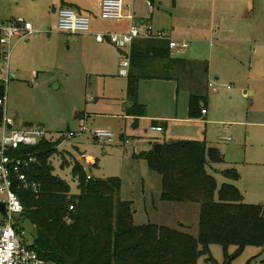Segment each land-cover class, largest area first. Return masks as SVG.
<instances>
[{
	"label": "rangeland",
	"instance_id": "374dc122",
	"mask_svg": "<svg viewBox=\"0 0 264 264\" xmlns=\"http://www.w3.org/2000/svg\"><path fill=\"white\" fill-rule=\"evenodd\" d=\"M86 3L92 6L93 0ZM128 6L137 15L149 16L143 2L135 7L124 0L123 14ZM153 6V30L162 28L173 39L189 41L190 48L182 56L208 62L205 83L211 86L206 89V115H189L184 84L177 87L171 80L142 79L137 102L145 106L146 114L127 116L123 111L127 80L119 69L128 48L96 42L93 36L116 32L118 23L101 19L94 5L85 12L90 19L88 34L61 32L52 13H43L38 23L25 17L31 13L28 0H0V18L21 17L38 30L12 51L9 79L0 81L3 108L15 126H42L54 141L62 140L68 131L77 132L79 118L88 129L110 132L111 141L76 133L62 140L51 155L53 174L69 185L70 195L79 193L72 172L75 161L91 157L95 165H87L86 173L94 179H119V197L130 203L135 225L150 223L196 236L199 205L162 201L161 176L139 154L154 150L156 144L204 142L222 155L221 162L207 167L217 186L231 183L244 202L264 208V0H154ZM157 25L160 29H154ZM6 77L0 61V79ZM156 120L164 121V130L150 129ZM228 168L236 170V179L223 175ZM13 220L32 241L30 222L16 215ZM196 264H264V246H246L236 253L234 246L225 252L211 244Z\"/></svg>",
	"mask_w": 264,
	"mask_h": 264
},
{
	"label": "trees",
	"instance_id": "16d2710c",
	"mask_svg": "<svg viewBox=\"0 0 264 264\" xmlns=\"http://www.w3.org/2000/svg\"><path fill=\"white\" fill-rule=\"evenodd\" d=\"M126 77L127 115L142 117L143 104L137 102L142 79L174 81L188 90V113L201 115L207 105V60L174 56L167 39H136L129 49ZM4 86L0 83V97ZM2 108L0 107V120ZM155 124V121H152ZM63 140V138H62ZM45 138L37 151L39 163L29 177L36 180L37 194L17 190L23 205L22 218L33 227L32 244L40 258L57 264H196L207 255L209 245L218 244L236 253L246 246H264V208L244 202L231 183L217 186L207 167L221 162L218 149L193 140L162 143L158 152L139 154L149 168L161 176V200L199 205L198 232L154 224L135 225L130 203L119 197L116 177L86 179V171L75 163L73 176L79 193L70 195L69 185L53 174L51 155L62 141ZM95 165V163H94ZM234 180V168L223 171ZM69 205L73 210L69 211Z\"/></svg>",
	"mask_w": 264,
	"mask_h": 264
},
{
	"label": "built area",
	"instance_id": "2783aa9c",
	"mask_svg": "<svg viewBox=\"0 0 264 264\" xmlns=\"http://www.w3.org/2000/svg\"><path fill=\"white\" fill-rule=\"evenodd\" d=\"M149 12L154 10L153 4L146 0ZM97 8L100 18L104 20L128 19L130 24L125 32L121 33H95L96 42H109L118 49L128 48V54L120 63L119 74L127 76L129 70V49L136 39H167L168 48L172 55L182 56L185 50L190 47V42L182 39L177 40L169 37L164 31H154L151 23L134 22L132 9L126 15L123 14V0H98ZM55 28L69 34L83 35L90 32V19L72 8L63 7L59 9ZM50 30V29H49ZM29 21L21 17L10 20H0V61L6 68L7 77L0 79L2 83L9 79L8 67L12 51L20 42L28 41L29 37L36 34ZM4 94L0 97L2 118L0 120V264H44L39 257L32 242L27 241L25 233L19 228L18 222L13 220L14 215L21 220L23 205L17 190H27L37 194L40 189L39 183L29 177L31 168L39 163L36 147L48 137L47 130L42 126L23 124L20 127L14 126L13 119L7 115L4 105ZM206 110L201 109V114ZM81 120L78 131H68L65 139L74 137L79 133L87 132L95 139L111 141L112 134L105 130L88 129ZM154 131H162L160 125L150 127ZM51 139V138H50ZM87 165L83 166L86 171ZM91 176L86 173V179ZM68 210H73L69 205Z\"/></svg>",
	"mask_w": 264,
	"mask_h": 264
},
{
	"label": "crops",
	"instance_id": "0c3cea01",
	"mask_svg": "<svg viewBox=\"0 0 264 264\" xmlns=\"http://www.w3.org/2000/svg\"><path fill=\"white\" fill-rule=\"evenodd\" d=\"M131 1L135 4V7L138 6L139 4H141V2L145 3V5L147 6L146 0H131ZM149 1L152 4L154 2V0H149ZM85 2H86V0H28V6L30 8L31 13H26L25 14V17L26 16L27 17H32L38 23L39 21H41L42 16H43V13L46 12V13H48V15H50L52 13V14L55 15V17H57V14H58L59 9H61L63 7H69V8H72V9H74V10H76V11H78V12L84 14V15H87L85 12H88L89 9H92V7L94 5L97 7L98 0H93V5L92 6H90L87 3L85 4ZM128 8L129 9H132V11H133L134 22H136L138 24H140L142 21L143 22L152 23V18L151 17L153 15L154 10H153L152 13L148 12V15L149 16L143 17L142 15H137L136 14V11L133 9L132 6H128ZM129 9H127V10L129 11ZM148 11H149V9H148ZM124 15H126V14H124ZM13 18L14 17L4 18V19L3 18H0V20H10V19H13ZM116 22L118 23V28H116V32L117 33L125 32L127 30L128 26H129V24H130V21L128 19H125V18L124 19H121L119 21H116ZM160 27L161 26H158L157 25V26L154 27V29H160ZM161 30H163V29L161 28ZM156 31H159V30H156ZM185 33L186 34H189V32H187V31ZM169 37H171V36L169 35ZM25 42H27V41H25ZM209 83H207L208 87H209V85L211 86V83L210 84ZM126 104H127V102H126ZM125 107H126V105H123V111H125ZM204 109L206 110V108H204ZM125 114L127 115L126 111H125ZM206 114H207V111H206V113L204 115H206ZM201 115H203V114H201ZM127 116H129V115H127ZM130 117H133L134 118V116H130ZM81 120H83V118H79V124H80ZM13 121H14V119H13ZM155 122L156 123L155 124H152V125H160L162 127V130H164V121H162V120H156ZM21 125H23V124H21ZM14 126H15V121H14ZM20 126H16V127H20ZM52 140H54V139H52ZM83 159L86 160L85 162L83 161L84 163L83 162L80 163L78 161H75V163L77 162V163H79L82 166H84L85 164L88 165V166H90L91 164L94 165V163H95V161L93 163V160L94 159L91 158V157L83 156Z\"/></svg>",
	"mask_w": 264,
	"mask_h": 264
},
{
	"label": "water",
	"instance_id": "95a60500",
	"mask_svg": "<svg viewBox=\"0 0 264 264\" xmlns=\"http://www.w3.org/2000/svg\"><path fill=\"white\" fill-rule=\"evenodd\" d=\"M160 148H161V144H156V145L154 146V151L158 152V151L160 150ZM0 210L3 211V206H2V204H0Z\"/></svg>",
	"mask_w": 264,
	"mask_h": 264
}]
</instances>
